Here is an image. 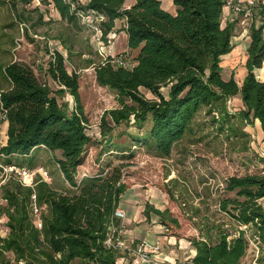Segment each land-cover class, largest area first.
I'll return each mask as SVG.
<instances>
[{
    "label": "trees",
    "instance_id": "1",
    "mask_svg": "<svg viewBox=\"0 0 264 264\" xmlns=\"http://www.w3.org/2000/svg\"><path fill=\"white\" fill-rule=\"evenodd\" d=\"M45 1L69 21L83 11L84 15H103L105 20L97 26L106 41L111 31H120L117 22L124 20L120 29L128 36L126 53L136 64L132 68L115 65L109 56L97 66V83L116 92L119 106L103 113L100 138H96L87 132L80 74L69 73L62 52L56 50L49 63L55 90L40 81L27 63L0 60V71L10 83L5 91L0 85L9 123L8 140L2 147L9 156L5 161L26 167L14 160L30 159L27 165L31 169L38 152L48 151L66 183L56 189L40 180L30 187L12 178L3 186L9 234L0 238V263L12 251L24 264H120L119 253L106 241L112 226L121 225L114 213L129 186L124 181L125 165L113 166L110 160L102 164V157L115 153L132 156L133 149L144 144L156 157L169 159L187 135L199 133L195 121L204 109L213 117L214 126L236 134L228 101L237 96L243 103L239 118L259 120L264 133V80L258 75L264 67V0L252 7L247 75L242 86L234 76L223 77L222 57L232 52L235 36L234 24L223 25L227 0H174L175 14L166 11L160 0H89L84 6H74L72 0ZM164 88L168 95L163 94ZM141 89L154 98H147ZM67 91L76 102L73 110L59 100ZM122 125L125 130L116 135ZM131 125L140 131L131 132ZM120 134L126 135L125 142L115 141ZM96 145L102 151L98 172L81 173ZM224 191L236 193V197L222 201V212L248 228L234 235L222 234L216 241L188 237L197 251L192 263L241 264L257 236V261L264 264V173L231 176ZM34 195L39 206H46L42 228L33 221ZM177 211L169 199L165 210L147 204L145 214L159 216L166 227L170 223L180 227Z\"/></svg>",
    "mask_w": 264,
    "mask_h": 264
},
{
    "label": "rangeland",
    "instance_id": "2",
    "mask_svg": "<svg viewBox=\"0 0 264 264\" xmlns=\"http://www.w3.org/2000/svg\"><path fill=\"white\" fill-rule=\"evenodd\" d=\"M72 1L74 6H84L89 2ZM95 23L96 19L87 18L84 11L73 21H69L61 16L54 4L45 0H32L30 3H25L24 0H0V60L5 64L13 60L27 63L40 81L55 90L56 84L48 74L49 63L56 50L62 52L69 73L80 74V101L87 118V132L100 138L103 113L118 107L119 103L116 92L100 86L96 81V68L105 58L101 42L106 44V40L92 27ZM249 25L250 21L245 27L249 28ZM235 34L237 35V32ZM118 38L117 35L110 44L115 53ZM234 41L237 42V39ZM242 55L243 53L238 54L237 57L240 58ZM0 85L4 91L10 87L3 70L0 71ZM141 90L147 98H154L151 92ZM162 92L168 95L167 88L162 89ZM60 97V102L67 103L70 110L76 108L75 99L69 91ZM233 99L228 101V110L235 115L233 123L237 129L236 134L214 126L215 124L211 123L213 117L204 109L195 121L199 133L187 135L174 149L169 159L156 157L154 152H150L143 144L133 149L132 156L128 153L125 155L115 153L102 157L100 161L106 164L110 160L113 166L125 165L124 181L129 189L141 185L143 187L140 189L143 190L151 186L166 194L172 205L177 207L181 223L180 227L171 223L165 226L163 232L166 236L186 240L191 236H203L206 240L216 241L222 234L234 235L240 230L232 215L221 210L223 200L236 197V193H225L226 180L231 176L264 173V133L257 120L243 121L239 118L238 112L243 106L240 101ZM123 130L124 125L117 128L115 134L123 133ZM129 130L140 131L134 125H131ZM141 132H145V128ZM121 136L116 137L115 141L127 140L126 135ZM100 153H102L100 145L92 147L88 160L80 168V172L91 174L98 172L97 159ZM21 160L23 159H15L14 162L30 167L27 165L30 159ZM31 169H43L50 176L51 181H46L38 174L36 183L43 180L56 189L66 184L59 167L53 161L52 154L48 151L38 152L35 156V168ZM238 198L243 200L242 197ZM6 204L3 198V202L0 203V238L9 234L7 217L3 209ZM41 208L43 223L42 216L44 217L47 212L45 205ZM33 221L35 225L38 222L34 218ZM125 239L130 247L136 246L137 243L126 237ZM254 247H249L241 264H259L257 261L259 254ZM131 261V255L119 254L120 264H129ZM176 261L178 263L179 259ZM161 262L170 264L167 261ZM3 264L24 263L18 262L14 253L8 251L5 253Z\"/></svg>",
    "mask_w": 264,
    "mask_h": 264
},
{
    "label": "crops",
    "instance_id": "3",
    "mask_svg": "<svg viewBox=\"0 0 264 264\" xmlns=\"http://www.w3.org/2000/svg\"><path fill=\"white\" fill-rule=\"evenodd\" d=\"M162 7L175 14L177 7L174 0H160ZM131 0L130 3H133ZM234 24L235 33L237 35L233 38L234 48L231 53L222 57L223 77L229 80L231 77H235L240 86L247 75V69L245 67L247 60V48L250 43L249 28L245 27V24H249V20L243 17V15H237L230 7L224 8L223 13V25ZM124 25V20L117 22V28L120 31H116L118 40L116 41V54H124L128 51V36L125 31L120 28ZM239 30V31H238ZM237 39V42L234 41ZM243 53L238 58L237 55ZM238 67V68H237ZM259 78L264 80V67L258 71ZM233 101H240L243 106L240 96H237ZM259 123L260 121L257 120ZM261 125V123H260ZM9 123L4 125V130L8 132ZM8 140V138H7ZM7 143V141H6ZM62 178L63 175L60 172ZM64 180V178H63ZM141 185L130 188L120 201L119 208L126 212L124 220H120L119 228L122 229L124 237L131 240L133 243L139 245L141 242L146 241L148 244L160 243L161 250L154 253L160 261H167L170 264H193L192 259L197 254L196 249L192 243L186 239H177L174 236H166L163 232L165 227L160 220V217L154 213H150L149 216L145 214L146 205L149 204L157 209L165 210L168 206L169 200L166 194L157 190L154 187L147 186L148 188L141 190ZM177 259L179 262L177 263ZM181 261H187L182 262Z\"/></svg>",
    "mask_w": 264,
    "mask_h": 264
},
{
    "label": "built area",
    "instance_id": "4",
    "mask_svg": "<svg viewBox=\"0 0 264 264\" xmlns=\"http://www.w3.org/2000/svg\"><path fill=\"white\" fill-rule=\"evenodd\" d=\"M69 1V0H67ZM258 0H227V7H230L233 12L237 15H243L244 18L250 21L252 17V7L256 6ZM87 18H95L96 23L92 25V27L100 33L103 37V33L101 29L97 26L98 23L105 20L103 15H99L93 12H89L86 14ZM250 27V25H249ZM117 37L116 31H111L107 35L106 44L101 42V49L105 53V58L111 56L113 58V64L124 66L126 68H132L135 66L136 62L130 57L126 52L124 54H116L113 49L110 47V44L113 39ZM2 91L0 92V203L3 202V186L12 178L19 180L25 186L34 187L36 184L37 175H41V177L46 181H51L49 174L43 169H30L24 166H19L14 163H7L5 160L9 156L5 155L2 152V147L6 145L7 141V133L4 130V125L7 121V110L4 107L2 102ZM32 212L35 216V221L37 222V226L42 228L43 223L41 222V215L43 209L38 205L36 196H33L32 200ZM126 217V212L119 207L116 208L114 213V218L117 220H124ZM246 225H240V229H247ZM258 237L255 236L253 238V242L255 246H258ZM108 247L113 248L119 254H129L132 256V261L130 264H164L156 257H154V253L161 250L160 243L156 244H148L146 241L141 242L139 245L135 247H130L122 229L116 226L115 224L111 228V233L106 241Z\"/></svg>",
    "mask_w": 264,
    "mask_h": 264
}]
</instances>
